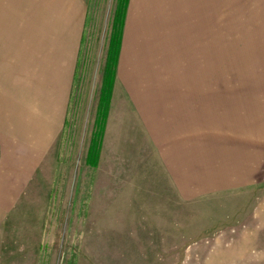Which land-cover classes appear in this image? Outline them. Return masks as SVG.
Returning <instances> with one entry per match:
<instances>
[{"label": "rangeland", "instance_id": "1", "mask_svg": "<svg viewBox=\"0 0 264 264\" xmlns=\"http://www.w3.org/2000/svg\"><path fill=\"white\" fill-rule=\"evenodd\" d=\"M123 2L0 0V264H264V0H183L153 40L163 77L182 66L183 164L218 165L182 196L148 136L100 161ZM82 16L73 75L50 46Z\"/></svg>", "mask_w": 264, "mask_h": 264}, {"label": "crops", "instance_id": "2", "mask_svg": "<svg viewBox=\"0 0 264 264\" xmlns=\"http://www.w3.org/2000/svg\"><path fill=\"white\" fill-rule=\"evenodd\" d=\"M27 5L31 6L32 1L25 3L24 6L28 7ZM181 10H183V0L126 1L115 69L116 79L111 92L100 161L104 159L106 144L112 145L111 150L115 149V154L121 156L128 148L126 143H136L139 135H142L146 141L148 136L162 168L168 175L169 182L173 183L175 190L182 196L183 188H193L190 183L196 182L199 184V189H203L206 185L219 183V179L213 177L218 165L213 162L210 153L206 159L204 158L205 162L200 167L195 165L197 159L195 156H192L189 166L183 164V160L187 159L185 151L188 149L183 147V140H189L190 137L187 130L183 131V74L175 72L181 70L182 66L177 63L172 69L168 67L171 72L163 77L161 72L163 65L157 59L155 49L152 48L153 40L159 37L157 32L160 33L159 29L163 23L165 25L183 20L180 17ZM44 14L46 17L45 11ZM77 23H79L78 27L72 30L74 46L73 43H70L71 47L68 46L66 36L63 39L61 36L62 40L58 36L50 46L56 54L72 53L70 58H66L67 61L69 60V65L65 64V66L58 61L55 66L60 70L64 69L65 73L69 69L70 74L73 75L83 33V16ZM5 40L6 35L0 32V46H3L0 47L2 48L0 54H9L11 51L4 49ZM124 90L128 93L125 94ZM43 133L44 122L41 129V134ZM41 134L39 133L40 137ZM192 140L194 141L193 138Z\"/></svg>", "mask_w": 264, "mask_h": 264}, {"label": "trees", "instance_id": "3", "mask_svg": "<svg viewBox=\"0 0 264 264\" xmlns=\"http://www.w3.org/2000/svg\"><path fill=\"white\" fill-rule=\"evenodd\" d=\"M126 1L124 0L123 5H122V10L120 13H118L117 9L114 11L113 19H112V32H111V37H110V42H109V47H108V55L105 60V65L103 68V74H102V84H101V91H100V99H99V105L102 102H105V111L104 115H106V107L108 106L109 99H110V93L113 85V80H114V74H115V67L117 63V57H118V52H119V47H120V41H121V31H122V26H123V18L125 14V9H126ZM118 28L119 33H118V38H115V28ZM82 42V38H81ZM114 57L113 59L111 57Z\"/></svg>", "mask_w": 264, "mask_h": 264}]
</instances>
